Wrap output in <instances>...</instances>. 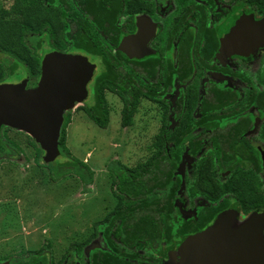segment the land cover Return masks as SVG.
Returning <instances> with one entry per match:
<instances>
[{
	"label": "flooded vegetation",
	"instance_id": "af4514ba",
	"mask_svg": "<svg viewBox=\"0 0 264 264\" xmlns=\"http://www.w3.org/2000/svg\"><path fill=\"white\" fill-rule=\"evenodd\" d=\"M141 1V7L123 8L118 17V44L139 30L145 35L141 44L149 36L146 44L149 53L142 49L140 57H130L126 50L114 49L119 56L113 54L122 62L125 76L133 75L139 89L132 124L142 100L156 103L161 110V124L152 143L154 151L147 160L162 153V146L167 150L171 160H162L159 167L170 171L173 181H180L171 199L185 224L191 222L183 235L188 237L204 230L224 211H237V217L239 208L252 213L264 211V203L246 207L243 197V190L247 189L254 190L255 196L264 200V41L252 50L240 52L222 37L235 13L259 19L264 12L256 6L260 13L256 17L253 11L245 10L243 3L224 5L219 0H196L182 6L166 21L169 30L164 48L159 50L154 44L165 22L153 18V8H166L170 6L169 0ZM190 19L192 22L187 24ZM90 61L96 64V69L88 84V97L82 102L86 106L100 70L97 72L98 62ZM112 172L115 173L113 169ZM114 186L117 189L116 183ZM187 198L191 203L189 210L182 207ZM214 209H217L215 213ZM94 226L90 239L98 233L101 235ZM173 235L172 239L161 240L159 252L141 244L151 253L137 251L156 258L143 264H169L170 253L183 240L174 239ZM91 246L106 248L104 242ZM89 247L85 264H92ZM75 260L81 264L76 251Z\"/></svg>",
	"mask_w": 264,
	"mask_h": 264
},
{
	"label": "trees",
	"instance_id": "16d2710c",
	"mask_svg": "<svg viewBox=\"0 0 264 264\" xmlns=\"http://www.w3.org/2000/svg\"><path fill=\"white\" fill-rule=\"evenodd\" d=\"M247 1L264 12V0ZM142 3L141 0H34L24 4L23 0H13L10 7L0 14V53L4 54L0 61V78L4 74L5 63L13 59L21 63L28 77L35 78L37 82L44 54L51 50L80 52L100 66L93 81L92 101L88 100L85 107L89 118L99 128L107 127L109 113L104 94L105 90H109L123 102L121 125L130 126L139 89L133 75L125 76L122 62L113 54V50L118 49L120 27L117 21L123 8L135 10ZM126 60L136 63L135 60ZM70 122V115L64 114L58 140L61 158L57 160L58 156L48 165L52 166V179L73 173L88 185L92 181L93 171L86 161L75 157L65 144ZM158 143L163 144L161 141ZM39 149L44 157V151L41 147ZM162 151L133 167L123 164L113 166L117 174V191L114 194L117 201L102 219L94 223L101 231L106 248L89 247L92 264L152 262L156 258L141 254L134 248L144 244L159 252L162 239L169 240L173 234L174 239H183L182 242L186 238L183 235L185 227L188 228L191 222L185 224L171 199L180 181H173L170 171L160 170L162 160H171L163 146ZM14 156L16 152L8 140L0 137V158ZM247 187L250 188L249 185ZM245 190L243 197L246 207L264 203L263 197L255 196L254 190ZM212 211L215 213L217 209ZM8 257L9 264H49L51 261L46 254L37 252L27 255L20 251ZM54 264H76L75 251L69 250Z\"/></svg>",
	"mask_w": 264,
	"mask_h": 264
},
{
	"label": "rangeland",
	"instance_id": "374dc122",
	"mask_svg": "<svg viewBox=\"0 0 264 264\" xmlns=\"http://www.w3.org/2000/svg\"><path fill=\"white\" fill-rule=\"evenodd\" d=\"M12 2L0 0V14ZM23 2L30 4L34 0ZM194 2L196 0H169L170 6L153 8V18L165 22L155 47L159 50L164 48L169 30L166 21L182 6ZM219 2L224 5L243 3L246 11H253L256 17L260 16L256 6L245 0ZM190 22L192 19L187 24ZM113 52L119 56L116 50ZM3 57L4 54L0 53V61ZM4 67L0 83H17L27 78L30 86L36 84L35 78L28 77L21 63L12 59ZM99 69L100 66L97 72ZM254 73L259 74L257 71ZM104 95L109 113L108 125L104 129L89 118L86 105L82 102L65 111L71 117L65 144L75 157L86 161L93 171L92 181L88 185L73 173L52 179V166L44 160L34 138L11 126L4 125L1 128L0 137L8 140L16 156L0 158V264H9L8 256L17 255L20 251L27 255L32 252L45 253L51 260L50 264H53L72 249L77 252L79 262L85 264L87 246L103 245L100 233L86 240L95 228L94 223L116 204V174L112 172L113 166L120 163L134 166L146 161L154 151V135L161 124L158 105L142 100L133 124L122 126L120 98L107 90ZM92 98L89 100L92 101ZM60 158L61 155L57 160ZM190 206V198L185 199L182 207L189 210ZM239 210L235 224L243 222L252 213L242 208ZM134 249L151 253L144 245Z\"/></svg>",
	"mask_w": 264,
	"mask_h": 264
},
{
	"label": "water",
	"instance_id": "95a60500",
	"mask_svg": "<svg viewBox=\"0 0 264 264\" xmlns=\"http://www.w3.org/2000/svg\"><path fill=\"white\" fill-rule=\"evenodd\" d=\"M155 30L151 34H154ZM222 37L240 52L256 48L264 41V16L235 13ZM141 32L118 44L130 57L149 53ZM126 44V49H125ZM96 64L79 52L51 50L41 59L37 83L27 87L28 79L0 83V130L11 126L27 132L44 151V160L54 161L60 154L58 140L64 112L89 94ZM237 211L220 213L204 230L184 239L169 255V264H264V211L252 213L235 224Z\"/></svg>",
	"mask_w": 264,
	"mask_h": 264
}]
</instances>
